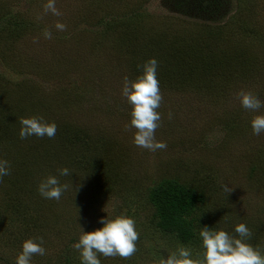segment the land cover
Masks as SVG:
<instances>
[{
  "label": "rangeland",
  "instance_id": "rangeland-1",
  "mask_svg": "<svg viewBox=\"0 0 264 264\" xmlns=\"http://www.w3.org/2000/svg\"><path fill=\"white\" fill-rule=\"evenodd\" d=\"M46 3L0 0V160L10 166L0 177V264L29 238H42L47 253L31 264H59L63 248L80 264L72 245L81 228L101 227L106 215L131 217L138 239L127 258L97 254L101 264H160L181 245L196 259L199 235L183 242L156 225L151 188L166 177L204 189L209 181L203 227L236 236L244 223L247 243L264 254V132L250 126L264 115V0H55L59 16ZM149 58L162 96L154 136L166 144L155 151L133 143L121 94L123 77L135 80ZM241 92L262 107H241ZM31 116L55 122V136L20 139V119ZM252 166L262 173L250 176ZM61 167L69 175L58 179L73 187L42 198L38 184Z\"/></svg>",
  "mask_w": 264,
  "mask_h": 264
},
{
  "label": "clouds",
  "instance_id": "clouds-1",
  "mask_svg": "<svg viewBox=\"0 0 264 264\" xmlns=\"http://www.w3.org/2000/svg\"><path fill=\"white\" fill-rule=\"evenodd\" d=\"M46 12L59 16L60 12L55 7V0H47L43 6ZM55 28L59 31L65 29L63 23L57 22ZM44 38L48 39L49 33L44 32ZM157 60L149 58L143 65L141 74L135 80L123 77L121 94L131 105L130 124L136 129L133 143L149 151L166 148L162 141H156L154 132L158 127L160 113L159 108L162 96L156 75ZM241 107L256 111L262 107L255 95L249 92L239 93ZM171 113H169V118ZM18 136L20 139L27 137H48L56 134L55 122H46L41 116H31L20 119ZM253 135L264 132V115H257L250 121ZM10 166L7 161L0 160V177L9 174ZM69 169L61 167L56 175H49L37 186V191L42 198L59 200L61 195L73 185L61 183L58 177L68 176ZM223 190L229 193L232 189L223 186ZM76 191V189H75ZM102 226L92 231L85 232L81 228V235L72 245L79 252L80 264H101L97 254L104 257L120 256L127 258L136 251L138 233L135 230L134 220L126 215L114 217H100L98 220ZM233 231L236 236L230 235L223 229H213L204 226L199 230L201 247L203 252L196 258H192V251L185 246H178L175 252L167 258H162L160 264H264V254L257 248L247 243L251 232L244 223H238ZM42 238L26 239L22 242L21 251L17 254L14 264H31V258L35 255L43 256L45 248Z\"/></svg>",
  "mask_w": 264,
  "mask_h": 264
},
{
  "label": "trees",
  "instance_id": "trees-1",
  "mask_svg": "<svg viewBox=\"0 0 264 264\" xmlns=\"http://www.w3.org/2000/svg\"><path fill=\"white\" fill-rule=\"evenodd\" d=\"M155 44L153 43L148 47L147 51L156 50ZM243 121L238 118L236 128L239 129L238 134H240L241 130L245 127L242 126ZM94 153V152H93ZM96 155V153H94ZM105 155V153H104ZM107 157V156H106ZM88 166L91 167L93 165H97L98 163L94 161L91 156H89ZM107 169V168H106ZM106 169L98 170L99 173L103 177H108V171ZM97 170V169H96ZM97 172L94 173L93 177L97 179ZM251 175L254 177V174L262 173L259 171L256 166H252L250 168ZM210 185L209 181L206 180V188H202L200 185H192L191 183L180 180L177 177H169L163 178L159 182L155 183L151 188V200L155 204L156 207V215L157 221L156 225L159 230L163 232H167L175 236L178 240L183 242H189L193 238L199 235V230L203 227V218L204 209L208 199V193ZM208 188V189H207ZM203 204V207H202ZM7 208L10 205L6 204ZM28 222H31V225L34 223L36 225V217L32 214H29ZM30 225V231L32 232V226ZM29 228V226H28ZM215 228V227H213ZM68 246V247H67ZM66 247L68 250H71V246ZM56 251V250H55ZM64 248L60 252V254L55 253L57 256V262L59 264H75L74 261L77 256L73 253L63 254ZM45 253L44 255H46ZM12 255L6 257V261L9 263L5 264H14V260L12 261ZM33 258L39 257V255H33ZM15 258V256H13ZM71 261H68V260ZM78 260V258H77ZM12 262V263H11Z\"/></svg>",
  "mask_w": 264,
  "mask_h": 264
}]
</instances>
